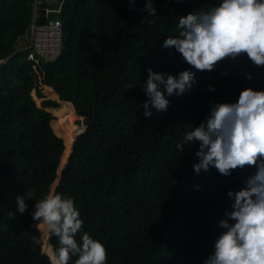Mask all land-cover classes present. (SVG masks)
I'll return each mask as SVG.
<instances>
[{
    "label": "trees",
    "instance_id": "1",
    "mask_svg": "<svg viewBox=\"0 0 264 264\" xmlns=\"http://www.w3.org/2000/svg\"><path fill=\"white\" fill-rule=\"evenodd\" d=\"M61 1L36 6V0H0V59L25 38L36 10L39 23L60 18L64 39L53 62L35 63L18 52L0 69V264H52L58 238L50 234V258L40 228L47 227L31 215L35 200L26 199L28 209L20 214L16 197L34 187L40 199L57 180L54 193L74 199L82 232L104 244L107 264H204L225 231L220 221L232 211L228 192L244 188L255 168L230 176L214 167L196 173L199 142L176 145L186 129L204 121L211 104L234 103L245 88L264 91V67L246 55L227 58L212 71H197L190 91L165 92L167 110L149 105L152 115L145 117L148 69L196 71L174 47H163L179 34V17L221 0H152L156 16L142 11L146 0ZM42 84L52 113L32 95ZM58 103L86 124L59 179L61 159L69 156L79 128L68 149L53 124Z\"/></svg>",
    "mask_w": 264,
    "mask_h": 264
},
{
    "label": "clouds",
    "instance_id": "2",
    "mask_svg": "<svg viewBox=\"0 0 264 264\" xmlns=\"http://www.w3.org/2000/svg\"><path fill=\"white\" fill-rule=\"evenodd\" d=\"M142 11H147V16L157 15L152 0H146ZM178 29L179 34L165 39L163 47H174L196 71L172 75L148 69L143 85L149 98L143 104L145 117L152 115L149 105L157 111L167 110L165 92L172 96L190 91L197 71H212L227 58L246 55L255 66L264 67V0H221L206 11L179 17ZM209 90L215 89L209 85ZM195 142H199L195 152L198 163L193 165L196 173L214 167L221 175L230 176L238 168H255L246 177L244 188L228 192L230 198L234 196L232 211L220 221L225 231L215 240L214 251L204 264H264V91L245 88L234 103L211 104L204 121L186 129L176 147ZM35 197L34 187L18 195L17 209L23 214L28 209L26 199L35 200L33 220L46 225L60 245L52 264H69L73 257L77 258L74 264H107L104 244L82 232L83 220L72 197L52 192ZM30 238L39 244L36 236Z\"/></svg>",
    "mask_w": 264,
    "mask_h": 264
},
{
    "label": "built area",
    "instance_id": "3",
    "mask_svg": "<svg viewBox=\"0 0 264 264\" xmlns=\"http://www.w3.org/2000/svg\"><path fill=\"white\" fill-rule=\"evenodd\" d=\"M39 3L63 5L61 0H36V6ZM36 17L37 10L35 11V19L25 38L19 42L11 55L0 59V69L12 55L18 52L26 53L27 58L35 63H40V61L53 62L60 56L64 45L63 26L60 18L56 17L47 23H39L36 21Z\"/></svg>",
    "mask_w": 264,
    "mask_h": 264
},
{
    "label": "rangeland",
    "instance_id": "4",
    "mask_svg": "<svg viewBox=\"0 0 264 264\" xmlns=\"http://www.w3.org/2000/svg\"><path fill=\"white\" fill-rule=\"evenodd\" d=\"M46 86H47L46 84H42V85H39V86L35 87L33 89V91H32V95H33V97H34V99H35V101H36L38 106L44 107L49 112H51L52 109L49 106V102H48L49 95H48ZM54 92H56L58 94V92L55 89H54ZM62 97L66 100L65 96L62 95ZM60 106H62V104L58 103L57 107H60ZM57 111H58L59 116H58V119L56 118V116H54L53 124H55L56 128L60 130L61 136L67 142H69L68 143V149H69L70 141L73 138V134H74L75 128H79L77 130V133H76L78 135L81 131L84 130L86 124H85V121L83 123L79 122V117L77 116L76 112L74 110L66 108L65 105H63ZM70 152H71V150H70ZM67 158H66V160H67ZM66 160L64 161V160L61 159V161H63V162L60 163L58 179L60 178V173H61L62 169H64V167L66 165ZM57 182H58V180L56 181V183ZM40 228L44 232V236H43V240H44L43 252L46 255L49 256L50 255L49 252L53 251L52 247L49 244L50 233L48 231H45L44 228H42V227H40ZM52 258H53V256H52Z\"/></svg>",
    "mask_w": 264,
    "mask_h": 264
},
{
    "label": "water",
    "instance_id": "5",
    "mask_svg": "<svg viewBox=\"0 0 264 264\" xmlns=\"http://www.w3.org/2000/svg\"><path fill=\"white\" fill-rule=\"evenodd\" d=\"M66 100H67V98H66ZM68 101V100H67ZM70 102V101H69ZM76 138H77V134H76V136H75V138H74V140H73V142H72V145H71V152H72V150H73V146H74V142H75V140H76ZM71 152H70V155H69V157L67 158V160H66V165H67V162H68V160H69V158H70V156H71ZM65 165V166H66ZM65 168V167H64ZM63 170V169H62ZM61 174H62V171H61V173H60V176H61ZM58 183H59V180H58V182L53 186V188H52V193H54V190H55V188H56V186L58 185ZM49 239H50V236H49ZM55 252H54V256H55ZM53 256V257H54ZM51 258V257H50ZM51 260H53V258H51Z\"/></svg>",
    "mask_w": 264,
    "mask_h": 264
}]
</instances>
